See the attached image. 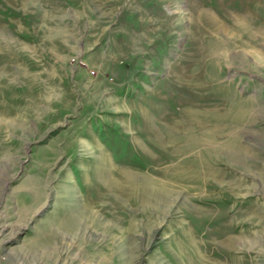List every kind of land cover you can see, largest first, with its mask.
I'll return each mask as SVG.
<instances>
[{"label":"rangeland","instance_id":"rangeland-1","mask_svg":"<svg viewBox=\"0 0 264 264\" xmlns=\"http://www.w3.org/2000/svg\"><path fill=\"white\" fill-rule=\"evenodd\" d=\"M263 44L264 0H0V264H264Z\"/></svg>","mask_w":264,"mask_h":264},{"label":"crops","instance_id":"crops-1","mask_svg":"<svg viewBox=\"0 0 264 264\" xmlns=\"http://www.w3.org/2000/svg\"><path fill=\"white\" fill-rule=\"evenodd\" d=\"M263 45H264V44H263ZM259 51H260V50H259ZM259 51L257 50V52H254V54L252 53V55L257 54ZM250 54H251V52H250ZM259 54H260V55H259V56H260V59L257 60V59H255V58H252L251 60H254V61H256V62H258V61H260V62H261V61H264V56H263L264 54L262 55L261 52H259Z\"/></svg>","mask_w":264,"mask_h":264}]
</instances>
